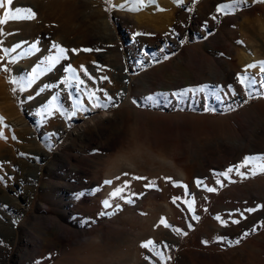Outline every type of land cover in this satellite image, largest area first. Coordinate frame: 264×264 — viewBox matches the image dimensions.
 <instances>
[{"label": "rangeland", "instance_id": "obj_1", "mask_svg": "<svg viewBox=\"0 0 264 264\" xmlns=\"http://www.w3.org/2000/svg\"><path fill=\"white\" fill-rule=\"evenodd\" d=\"M230 2L183 0L180 7L173 0H156L129 11L128 0H111L125 9L104 0H14L13 9L30 7L36 18L0 25V132L6 137L0 138V264H264V174L220 175L253 155L245 152L242 161L198 176L195 189L185 188L186 181L166 163L183 151L200 163L202 149L207 144L220 148L222 139L233 146L256 138L262 148L257 156H264V92L253 94L241 86L240 91L232 87L235 95L224 87L218 95H172L206 86L187 85L193 72L207 81L219 77L217 60L264 61V3L248 0L249 7L233 14L217 12ZM140 16H157L169 44H184L182 48L150 62L160 48L138 24ZM53 43L69 49L67 59L40 72L57 55ZM119 46L128 69L124 74L131 77L126 82L114 80L123 74ZM161 46L166 49L165 42ZM69 65L84 81L80 91L75 81L71 87L63 83ZM34 70L35 81L21 90L19 82L30 79ZM247 71L257 79L254 68ZM89 92L108 107L94 108ZM53 97L65 115L55 108L52 115L45 111ZM76 101L88 110L69 119ZM123 157L135 161L134 169L122 164ZM150 181L155 187H146ZM126 182L128 187L113 197ZM252 183L263 186L257 202L241 195ZM172 197L177 198V216L165 208ZM105 200L111 207L105 208ZM225 203L233 205L224 208ZM162 218L171 227L161 224ZM216 226H231L237 233L223 234ZM148 240L156 242L164 260L141 247Z\"/></svg>", "mask_w": 264, "mask_h": 264}, {"label": "bare ground", "instance_id": "obj_2", "mask_svg": "<svg viewBox=\"0 0 264 264\" xmlns=\"http://www.w3.org/2000/svg\"><path fill=\"white\" fill-rule=\"evenodd\" d=\"M157 20H158L157 16L156 17L155 16H149V17L140 16V18H137L138 24H140L141 28L146 30L147 32H150L152 34V39H153L152 42L153 43L155 42L156 47L159 46V48H160V49H156V51H154L155 54H154L153 60H150V62L151 61L156 62V61H158V60L163 58L162 57L163 53L180 50L182 48V46L184 45V44L182 45V44L177 43V42H173V44L170 45L169 41L171 39L169 37H167L168 35L164 36L165 35V31H164V29H161V27L163 25V22H162V24H160L161 22L158 23ZM201 34L203 35L202 32H201ZM163 42L166 43V49H163L162 46H161V44ZM123 50H124V48L119 46V48H118V53H119L118 57H119L120 65H119L118 68L123 72V74H121L120 76H117L116 78H114V80L126 82V81H129V78H131V77L129 75H127V74H124V71H127L128 69H127V66L124 64L125 58H124V51ZM129 50H130L131 53H135L133 48H130ZM190 56H192V55H190ZM190 56H188V57H190ZM194 59H193V61H194ZM198 61L200 62V60H198ZM238 61L239 62H237V60L233 61V62L232 61H230V62L229 61L228 62H222L220 60L219 61L217 60V61H215V64L217 62V64L219 65L218 67H220V69H221V71L219 72L220 73L219 77L217 76V78H215L213 81H207V80H205L207 78L203 77V75H202V77L201 76L199 77V74L197 72H193L194 73L193 77L190 79V81L187 83V85L188 86H194L196 84L204 83V84H206V86H208V88L210 90L214 89V88H223V87L224 88H228V86H231L234 89H237L238 91H240L241 85L238 83L237 76L241 75L243 72H245L244 71L245 69L249 70V69H247L248 65L255 63V64H257V67L254 68L256 70V72L253 75L257 78L256 79L257 83L251 89H249V91H250V93H253V94L254 93L258 94L260 92H264V87H261V84H260V81L262 79H264V75L262 76V73L260 72V69H259V66H258L259 63H257V62L251 63L252 59L250 57L247 58L244 61H241V60H238ZM212 62L214 63V61H212ZM213 63H211V64H213ZM184 65L185 64H183V66ZM134 66H133V68H134ZM211 67L213 68V65ZM184 68H185V66H184ZM220 69H218V71ZM247 72H250V71H247ZM207 75H205V76H207ZM216 75H218V74L216 73ZM170 86H171V88H178L177 86H174V85H171V84H170ZM242 97L246 98L247 95H245L243 93ZM203 120H204L203 122L209 123L208 118H204ZM210 122H212V121H210ZM220 141H221L220 148H218V146H215L214 144H207V146H205L202 149V151H201V153H202V161L200 163L197 161V159H196L197 157L196 158L195 157H189V156L186 155V152H184V151L181 154H179L178 159H169V160L166 161V163L168 165H170L171 167H173V169L175 171V174L177 175L178 179L186 181L185 183H186V188L187 189H189V188L195 189L194 188L195 181H196V178L198 176H201V177L206 176L207 173H209L210 171L219 172L221 169L228 168L229 166H231V165H233V164H235L237 162L242 161L245 152H250V154H252L253 156H257V154H259L260 151L262 150V148L258 144L256 138H253V139L249 138L246 141H242V140L241 141H237V143H235L233 146H230L228 144V142L225 141L224 139H222ZM248 147H249V150L246 151ZM121 161H122V164L125 165L126 168L134 169V167H135V163L134 162L135 161L133 162L132 159H128L126 157H123V158H121ZM201 164L204 165V167L207 169L206 172L202 171ZM118 170L121 171L120 169H118ZM118 174H119V172H118ZM128 178H130V177H127V179L125 177L126 180H128ZM261 187H263V186H261ZM261 187H260V185H257L256 183H252L248 187V189L246 190L247 194H246V191H245V192H242L241 195H243L244 198H247L248 197L247 195H249V196H251L253 198V200H255V202H257L258 198L260 197L259 193L262 191ZM172 192H174V189L172 190ZM248 192H249V194H248ZM174 193H176V192H174ZM230 194H232V193H230ZM233 195L235 197L237 196L236 193H233ZM224 200L222 202H224ZM172 201H173V199L168 200L166 202V204H165V208H166V210L168 211L169 214H171L173 216H177V213H178L177 202L173 203ZM226 203L223 206L224 208H227L228 206L230 207L231 205H233L231 203H230L231 205H228ZM228 203H229V201H228ZM221 205H222V203H221ZM215 228L217 230L220 229L219 231H221L223 234H227V235H229V234L232 235L234 233H237V229L236 228H232L231 226H216Z\"/></svg>", "mask_w": 264, "mask_h": 264}, {"label": "snow or ice", "instance_id": "obj_3", "mask_svg": "<svg viewBox=\"0 0 264 264\" xmlns=\"http://www.w3.org/2000/svg\"><path fill=\"white\" fill-rule=\"evenodd\" d=\"M14 0H0V9H3V16L2 18H0V25H4L6 23H8L9 21H15V20H32L36 18V13L29 7V8H21V7H16V8H12L11 6L13 5ZM104 2L106 4H109L112 7H119L120 9H125L126 5L125 4H120L118 6L116 5H111V0H104ZM174 3L177 4V6L183 7V0H173ZM128 3L131 4V7H128L127 10L129 11H140L142 10L144 7H147L149 5H153L156 3V0H128ZM253 4L256 3H264V0H252ZM249 7L248 4V0H231L230 3L227 4H221L217 7V12L218 13H223V14H233L236 11L240 10L241 7ZM107 10V9H106ZM159 11H163L164 9H159ZM189 11H191L192 9L189 8ZM215 19V17H213ZM2 34V33H0ZM139 35V33L137 34ZM33 48L35 47V45L32 46ZM52 47L57 51V55L51 56L48 58L47 61V67L46 68H39L38 70L40 72L43 71H48L51 70V67H53L55 64L59 63V61L61 59H67V52L69 51V49L65 48L62 45L53 43ZM84 51H92V49H83ZM12 51H15V49H12ZM71 51L73 52H77L78 50L76 49H72ZM97 51H99V49H97ZM7 54V53H6ZM168 56H165L164 59H168ZM98 67H100L98 65ZM257 64H250L247 66L248 69L251 68H256ZM259 69L261 73H264V61H260L259 62ZM5 72H7L9 69L7 67H5L3 69ZM81 70L83 71L85 76H88L89 79H92V77L90 76V74L88 73L87 69L84 68L83 66H81ZM67 72L70 73V76L67 77L63 83H65L66 85H68L69 87L72 86V82L75 81L76 83V90L80 91L79 85H82L84 83V81L82 79H80L79 75L76 74V70L73 69L70 65L68 66V68L66 69ZM36 73L37 70L33 71L32 77L30 79H28L27 81L24 82H19L21 83V90H23V87L26 86H31V84L35 81L36 79ZM103 79H107V77H104ZM237 80L238 83L243 86L245 88V90H249L251 89L256 83L257 80L254 77H249L247 75V70L245 72V75H238L237 76ZM13 83H17L16 81H12ZM261 87H264V79H262L260 81ZM13 91H15V89H13ZM224 89L223 88H214V89H209L208 86H201L199 88H188V89H183L179 92H174L172 93L173 96H177L179 98H183L186 97L189 93H206L207 95H218L220 92H223ZM228 92L235 95V90L231 87L228 86ZM89 100L92 102V106L94 108H104L106 109L108 107V104H102L99 102V97L96 96V92H89L88 94ZM105 95H107L105 93ZM160 95L162 96H167V94L161 93ZM264 95V94H262ZM57 97H53L52 98V104L49 106L48 109H45V111L48 112L49 115H52V109L55 108V111L59 112L61 115H65V110L63 109V107L61 105L57 104ZM149 100H153L155 99V97H148ZM107 100L109 102H111L112 97H107ZM73 111L71 113V115L69 116V119L71 118V116H75L77 111H87L88 109L84 108L82 105L81 101H76L73 104ZM213 109L206 107L205 111H212ZM229 110H233V109H229ZM3 122V117H0V123ZM0 138H6L3 136V133L0 132ZM251 166V167H250ZM245 168L248 169L247 172H241L240 168ZM233 171H235L238 175H240L242 178H247L249 175L251 176H256L258 174H264V156H250V157H245L244 161L242 162L241 165L236 166L235 168H229L226 172L221 173L220 175H223L225 177H228V175L230 173H232ZM123 175L127 176L129 175L128 173H124ZM134 179L140 180V179H147L146 177H133ZM4 178L0 177V181H2ZM117 179H119V177H117ZM167 179H171L170 177ZM104 183L106 184H111L112 181L110 180H106ZM217 183H219V181H217ZM201 182L197 181V185L200 186ZM177 186H181L179 184H177ZM128 187L127 182L124 184L123 187L121 188H117L115 192L112 193V196H118L120 193H122L125 188ZM146 187H155V182L154 181H150L149 184L146 185ZM186 188V186H184ZM209 192H213L216 189L208 187L206 189ZM123 198V197H121ZM176 199L177 198H173V203H176ZM127 203L131 204L134 201L132 199H128L126 201ZM104 206L105 208L111 207L109 201L105 200L104 202ZM194 203V201H193ZM6 207V206H5ZM189 208H192V205L189 204ZM247 211L252 212L255 211V209H247ZM107 213H101V215H105ZM194 219H199V217H193ZM216 219L218 221H220L222 224H226V221H223L221 219L220 216H217ZM233 223H239L238 220H234L232 221ZM161 224H163L165 227H171L167 221L162 218L160 221ZM191 227V226H190ZM174 231L177 234H181V235H187L186 232H183L181 229H174ZM253 231H255V229H253ZM245 236L248 235V233L244 234ZM236 244L240 243V240L235 241ZM142 248L148 249L150 252H152V254L156 257H158L160 260H164V254L162 252H160L157 249V244L155 241L152 240H148L146 242H143L141 244ZM145 259H149V257H145Z\"/></svg>", "mask_w": 264, "mask_h": 264}]
</instances>
